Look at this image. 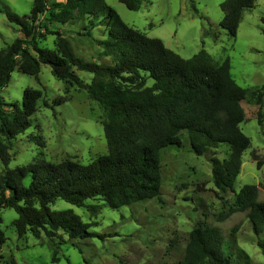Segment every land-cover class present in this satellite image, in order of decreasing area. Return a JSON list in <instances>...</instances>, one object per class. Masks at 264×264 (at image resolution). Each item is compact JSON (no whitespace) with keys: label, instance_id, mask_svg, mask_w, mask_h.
Listing matches in <instances>:
<instances>
[{"label":"trees","instance_id":"1","mask_svg":"<svg viewBox=\"0 0 264 264\" xmlns=\"http://www.w3.org/2000/svg\"><path fill=\"white\" fill-rule=\"evenodd\" d=\"M128 10L137 11L145 0H118ZM256 0H224L220 4V27L234 38L242 13L252 9ZM104 14L98 21L106 27L99 45L116 56L113 66L84 62L77 58L68 41L57 32H49L48 24L91 18ZM9 22L19 27L22 37L0 49V91L8 84L17 68L22 74L38 78L40 66L47 65L59 81L86 92L105 113L102 122L107 152L88 164L72 160L50 163L44 160L8 168V142L24 133L42 94L25 88L21 107L14 108L12 118L0 97V210L13 209L17 237L30 233L35 239L43 234L53 247L52 262H57L55 239L69 240L104 236L89 232L91 223L83 222L71 209L51 210L56 200L75 207H85L88 200L102 205H89L92 213L100 206L117 210L137 202L160 200V152L168 146L179 148L184 132L191 151L203 155L221 143L229 147V155L219 161L211 159V177L216 189L232 188L240 173L241 156L250 140L240 124L245 120L243 102L254 101L258 124L264 121V85L244 89L230 75L228 59L216 62L204 49L184 59L168 49L158 38H149L125 24L105 0H33L28 15L8 14ZM264 24V18L261 19ZM36 28L55 36V49L39 48ZM30 48L35 52L32 54ZM92 74L90 83L82 81L74 71ZM261 161H257L260 168ZM28 179L25 184V180ZM258 188L244 185L221 219L247 211L255 236L264 234V203L257 201ZM1 222V218H0ZM7 240L0 229V248ZM257 246L264 254V239ZM250 264L247 253L237 245L236 231L223 235L216 227L196 225L190 232L181 261L170 264Z\"/></svg>","mask_w":264,"mask_h":264},{"label":"rangeland","instance_id":"2","mask_svg":"<svg viewBox=\"0 0 264 264\" xmlns=\"http://www.w3.org/2000/svg\"><path fill=\"white\" fill-rule=\"evenodd\" d=\"M64 0H47L51 2ZM224 0H145L137 11L128 10L118 0H105L129 27L149 38H158L180 57L189 59L201 49L213 59L230 65V75L238 86L255 89L264 85V0H256L245 10L236 36L230 37L219 23L220 4ZM33 0H0V49L22 37L19 27L9 22L8 14L28 15ZM95 19L82 18L67 24H48V31L64 37L73 54L84 62L113 66L116 56L106 52L99 42L106 27ZM36 28L39 48L55 49V36ZM32 54L35 52L30 48ZM77 76L90 83L92 74L74 68ZM37 89L42 96L30 117V126L8 142V168L26 165L33 160L59 163L72 160L88 164L107 152L102 122L105 113L85 91L52 76L49 66L41 65L38 78L22 74L17 68L8 84L0 91L4 111L12 118L14 108L21 107L25 88ZM264 103V96H263ZM245 120L240 124L250 146L241 156V169L232 192L215 188L211 177V159L219 161L229 155V147L221 143L205 154L191 151L186 134H181L179 148L168 146L160 152V200L151 199L112 210L104 206L92 213L89 205H102L88 200L85 207H75L62 200L50 204L51 210L71 209L85 223L89 232L104 236L55 239L57 262H52L53 247L43 234L35 239L30 233L18 238L13 209L0 210V229L7 240L0 248V264H170L181 261L191 230L199 224L218 228L223 235L236 231L237 245L249 256L250 264H264V254L257 246L247 218V211L222 218L244 185L258 188L257 201L264 203V121L258 124L254 101L243 102ZM0 140H3L0 134ZM257 161H261L260 168ZM4 166L0 161V173ZM28 179L25 180V184ZM243 264V263H240Z\"/></svg>","mask_w":264,"mask_h":264}]
</instances>
